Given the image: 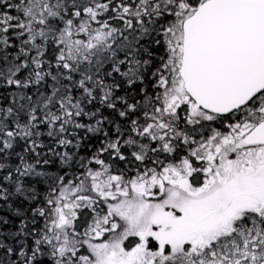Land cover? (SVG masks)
Segmentation results:
<instances>
[{
  "label": "snow or ice",
  "instance_id": "1",
  "mask_svg": "<svg viewBox=\"0 0 264 264\" xmlns=\"http://www.w3.org/2000/svg\"><path fill=\"white\" fill-rule=\"evenodd\" d=\"M0 264H264V0H0Z\"/></svg>",
  "mask_w": 264,
  "mask_h": 264
}]
</instances>
